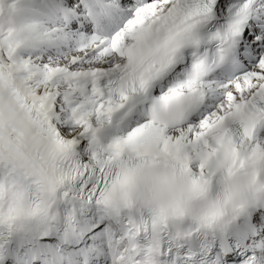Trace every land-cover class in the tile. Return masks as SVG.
Segmentation results:
<instances>
[{"label":"snow or ice","instance_id":"snow-or-ice-1","mask_svg":"<svg viewBox=\"0 0 264 264\" xmlns=\"http://www.w3.org/2000/svg\"><path fill=\"white\" fill-rule=\"evenodd\" d=\"M109 15L105 35L34 83L16 76L26 62L9 30L0 234L46 223L61 186L82 177L109 215L126 217L118 264H157V230L160 258L167 237L235 233L262 241L261 253L245 259L223 244L215 264H264V207L241 221L264 189V0H118ZM146 194L167 196L159 219L133 214ZM188 217L195 227L181 229ZM141 236L143 259L132 242Z\"/></svg>","mask_w":264,"mask_h":264},{"label":"bare ground","instance_id":"bare-ground-1","mask_svg":"<svg viewBox=\"0 0 264 264\" xmlns=\"http://www.w3.org/2000/svg\"><path fill=\"white\" fill-rule=\"evenodd\" d=\"M76 0H13L2 1L10 13L4 21L19 25L20 31L11 35V42L22 44L23 49L14 54L18 62H29L32 69L22 67L16 73L18 79L34 83L46 67L70 66L73 58L79 57L86 46L91 45L85 32L79 31L66 21L78 14ZM66 18V20H65ZM9 25H0V58L6 59ZM36 76H33V74Z\"/></svg>","mask_w":264,"mask_h":264},{"label":"clouds","instance_id":"clouds-1","mask_svg":"<svg viewBox=\"0 0 264 264\" xmlns=\"http://www.w3.org/2000/svg\"><path fill=\"white\" fill-rule=\"evenodd\" d=\"M257 187H259V186H257ZM251 194L258 195V196H264V189H260L259 191L251 193ZM210 199H211V196H209V201H210ZM209 201H195V203L200 204V203H207ZM166 202H167V196L164 194H156V195L146 194L145 198L137 204L136 208L134 209L133 214L134 215L151 214L153 217H156L157 219H159V217L161 215V207ZM33 223L34 222H31V221H25L24 222V228L30 226ZM172 223H175V222L172 221ZM179 226L181 229H185V230L189 229V228H193V227H195V221L191 217H188ZM159 241H160V231L157 230L155 233H153L151 241H150V243L153 246V252H152L151 256H152V259H154L157 262V264H161V258L155 250ZM132 242L140 245L141 259H143L144 258V243L145 242L142 243L140 241L139 237H136Z\"/></svg>","mask_w":264,"mask_h":264}]
</instances>
